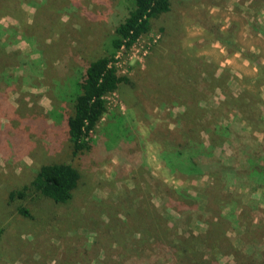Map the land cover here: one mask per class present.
<instances>
[{
  "label": "rangeland",
  "instance_id": "374dc122",
  "mask_svg": "<svg viewBox=\"0 0 264 264\" xmlns=\"http://www.w3.org/2000/svg\"><path fill=\"white\" fill-rule=\"evenodd\" d=\"M127 1L19 0L0 18V264H236L238 249L264 260V182L206 165L173 172L164 158L212 136L229 151L211 129L244 126L264 168V124L227 100L240 95L244 107L250 90L264 101V0H173L117 50L129 81L106 97L92 149L71 156L72 78L110 53ZM60 159L82 172L69 202L17 201L30 218L2 205L40 163ZM176 191L189 194L184 205Z\"/></svg>",
  "mask_w": 264,
  "mask_h": 264
},
{
  "label": "trees",
  "instance_id": "16d2710c",
  "mask_svg": "<svg viewBox=\"0 0 264 264\" xmlns=\"http://www.w3.org/2000/svg\"><path fill=\"white\" fill-rule=\"evenodd\" d=\"M17 1L19 0H0V18L11 14L13 5ZM172 5L173 0H129L124 3L122 10L117 12L114 22L110 53L88 61L78 77L72 78L74 82L76 81V89L66 100L63 115L68 147L72 157H80L92 149L97 126L108 112L106 97L118 91L125 82L129 81L128 76L123 74L116 64L117 50L132 47L151 30V19L170 11ZM261 68L264 70L263 65ZM247 94L250 98L244 107H241L243 99L240 95L236 97L229 95L227 100L235 106H240L247 118L264 124V117L257 116L260 104L264 105V101H261L263 99L250 90ZM222 125L216 124L211 129V133H222L221 136L225 139L220 140V143H228L229 151L223 146L216 147L219 141L213 136L208 144L201 141L197 147H190L192 152L166 149L164 158L169 169L173 172L179 171L186 175H193L201 172L200 165H206L209 169H218L226 175H245L255 182H264V168L258 162L259 153L256 148L258 144L256 145L255 136L244 126L236 129L230 125ZM81 178V169L73 161L60 159L42 162L26 181L10 189L2 205H15L19 200L31 202L33 201L31 198L35 197H40L46 203H67L80 185ZM174 195L183 200V205L184 200L189 198V194H184V192L176 191ZM15 211L24 217H32L31 209L26 204H16ZM2 233L3 229L0 226V237ZM230 245H232L231 242ZM238 252L243 259H237V263L264 264V260L251 251L244 253L238 249ZM194 264H202V262L196 260Z\"/></svg>",
  "mask_w": 264,
  "mask_h": 264
},
{
  "label": "built area",
  "instance_id": "2783aa9c",
  "mask_svg": "<svg viewBox=\"0 0 264 264\" xmlns=\"http://www.w3.org/2000/svg\"><path fill=\"white\" fill-rule=\"evenodd\" d=\"M117 61V60H116Z\"/></svg>",
  "mask_w": 264,
  "mask_h": 264
}]
</instances>
